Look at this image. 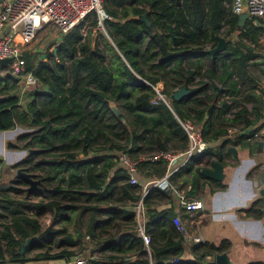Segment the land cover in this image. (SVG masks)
I'll return each mask as SVG.
<instances>
[{"label":"trees","instance_id":"16d2710c","mask_svg":"<svg viewBox=\"0 0 264 264\" xmlns=\"http://www.w3.org/2000/svg\"><path fill=\"white\" fill-rule=\"evenodd\" d=\"M227 3L232 0H102L103 9L111 18L104 22L110 40L96 30L97 40L92 49L91 36L97 24L94 17L90 22L89 39L85 40L77 27L60 37L50 53L47 49L49 56L46 57L57 58L59 63L50 65L47 58L23 53L26 71L33 73L45 93L39 94L38 88H17L15 82L11 86L1 87L0 84V133L13 130L16 125L34 130L31 136L19 139H30L28 146L42 151L43 157L36 164V167L45 166L41 181L54 184L53 192L61 195L60 199L37 203L0 197V220L7 215L10 217V224H1L0 262L5 260L6 254L21 258L19 251L24 242L39 233L37 221L27 212L46 209L54 218L66 219L65 211L81 209L79 205H65V194L75 196L80 202V191L92 193L84 194L85 202L92 203L85 206L91 211L87 234L92 235L98 222L94 212L99 207H110L108 203L116 189V179L128 176L127 168L118 167L123 153L140 160L131 155L140 151V142L148 145L150 152L154 149L167 152L163 133L165 144L170 142L175 150L185 151L187 138L178 119H190L200 126L206 142L211 132L213 140L223 136V130L212 131L210 117L216 107L208 104V100L211 101L212 96L237 97L244 91L238 81L248 76L249 61L260 55L257 51H262L263 30L262 22L255 18H248L240 29L239 14L233 12L232 6L226 8ZM143 15L147 16L151 28L142 21ZM216 36L226 40V48L212 58L202 52L216 46ZM205 59L211 66L205 68ZM66 64L71 71V86H68ZM214 81L222 85L229 82V85L227 88L221 85L223 90L219 92ZM160 83L168 105L152 103L155 98L152 87ZM193 84L198 87L190 89ZM182 87L189 90L190 95L175 100V92ZM209 89L213 92L211 96L206 95ZM198 93L204 94L201 99L195 98ZM251 98L253 112L261 117L259 98L254 94ZM110 103L121 106L125 115L116 116ZM220 105V114L228 113L229 105L226 102ZM234 115L233 124L243 120L245 127L251 125L245 109L241 108ZM107 117L109 123H105ZM216 149L209 148L205 153L214 151L217 162H221L222 154ZM46 157H51L52 161ZM58 158L62 160L57 162ZM113 170L115 176L111 177ZM182 171L192 174L193 189L199 180H207L202 168H193L190 161ZM122 188L123 195L131 197L129 192L133 187L124 184ZM163 215V212L146 213L147 234ZM11 230L22 240H17ZM151 243L152 239L150 250L155 264H164L173 258H154V254L166 252L161 249L154 253ZM105 245L111 247L112 240ZM165 249L174 257H181L184 251L181 241L168 243ZM191 250L202 261L224 252L225 247L210 244ZM111 251L120 252L121 248Z\"/></svg>","mask_w":264,"mask_h":264},{"label":"crops","instance_id":"0c3cea01","mask_svg":"<svg viewBox=\"0 0 264 264\" xmlns=\"http://www.w3.org/2000/svg\"><path fill=\"white\" fill-rule=\"evenodd\" d=\"M260 45L264 47L261 41ZM256 53L260 55L249 61L248 76L238 81L240 88L244 90L239 96L218 98L212 96V100H208V104L216 107L210 117L212 131L223 130L224 133L221 138L213 140L211 138L213 132H211L206 137L207 149L217 148L216 150L222 154V161L219 163L224 167L226 175L224 181L216 182L206 177L207 180H199L193 189L192 174L182 171L189 161L193 168L213 169V162L217 161L214 151L195 155L189 161L178 156L174 162H168L154 160L160 152L157 149L150 152L149 146L140 142V151L131 154L133 158L140 159L134 174L137 184L130 183L129 173L126 179L120 177L116 179V189L112 193L111 202L108 203L110 207H99L94 212L98 222L92 230V235L87 234L91 211L85 209V206L92 203H86L84 197V194L92 193L80 191V202L76 201L75 196L65 194L63 195L65 205H79L81 209L65 211L66 219H56L52 212L46 209L31 210L34 216H29L37 221L39 233L32 234L31 238L24 242L20 248L23 252L19 251L21 258H12L10 254H6L5 260L0 264H67L76 257L87 259L89 264H151V262L155 264L151 250L149 253L143 251V238L138 231L140 224L144 227L146 225L147 212L164 214L163 219L153 226V231L148 234L152 239V251L155 253L163 249L166 252L163 255L154 254V258L174 257L175 255L170 252L172 246L169 252L165 246L179 241L184 248L181 255L182 264H212L206 260V257L200 261L191 250L196 246L201 248L210 244L215 247L224 246V252L229 254L234 263V257L230 253L233 244L261 247L259 256L263 254L264 214L261 211L263 205H258L261 203L258 191L264 188V140L260 139V131L264 129V49ZM0 80H3L0 81L1 87L11 86L14 82L17 83V88L23 89L25 86L23 78L12 79L0 76ZM214 85L221 92L223 87L227 88L229 82H224L222 85L214 81ZM159 86L163 88V84L160 83ZM38 87L39 85L36 84L31 88ZM197 87L198 85L194 84L189 86L190 89ZM17 88L12 93L17 91ZM212 93L209 89L206 95L211 96ZM251 94L259 98L258 103L262 107L261 117H257L253 112ZM203 95L198 93L195 98L201 99ZM221 102L229 105L228 113L220 114ZM241 108L245 109L247 119L251 122L248 127H245L243 120L233 124L234 114ZM19 129L24 128L16 125L13 130L0 133V162L5 173L13 168L11 166L24 162L22 155L12 159L13 156L10 158L8 154V148H14V141L19 142V138L24 135ZM165 138L166 135L163 133V145L169 149L167 152H184L180 149L175 150L170 142L165 144ZM227 140H230V143H226ZM259 142L263 143L262 148L259 147ZM231 148L235 154L230 150ZM118 167L125 169L121 162ZM110 175L114 177L115 170L111 171ZM3 180L0 181L1 184L7 185L8 183H4ZM158 180H163L165 186L151 188L153 182ZM124 184L133 187L129 192L131 197L123 195ZM0 190L2 196L13 192L11 191L13 188L5 189L3 186ZM34 192H37L41 198L43 192ZM52 193L56 198L61 195L58 192ZM180 196L202 201L204 210L198 214L188 215L180 204ZM140 202L142 212L137 214L136 208ZM46 215L48 218H43ZM191 218L198 220L195 223L197 228H200L198 232L188 228L192 224ZM176 219H179L184 227L186 226L185 233L176 229ZM11 232L17 240H22L16 232L12 230ZM195 238H199L200 242H195ZM109 240L113 243L111 247L105 245ZM114 248H121V251H111Z\"/></svg>","mask_w":264,"mask_h":264},{"label":"built area","instance_id":"2783aa9c","mask_svg":"<svg viewBox=\"0 0 264 264\" xmlns=\"http://www.w3.org/2000/svg\"><path fill=\"white\" fill-rule=\"evenodd\" d=\"M240 4V0H232L231 6L234 13L239 14ZM246 4L249 18H255L262 22L263 30L260 41L264 45V0H246ZM94 17L97 18L94 30L105 32L104 22L111 18L105 13L102 0H0V62L12 59L8 65L0 67L2 70L0 76L8 77L9 74L14 78H23L26 87L35 86L36 78L32 72L26 71L23 53L26 52L37 32L43 27H52L62 37L79 27L83 38L87 40L89 39V29L92 28L90 22ZM105 36L108 37L107 34ZM54 59L58 61L57 58ZM152 88L155 92L152 103L163 102L168 105L161 89L158 86ZM178 121L187 138L186 150L181 153L160 152L154 160L174 162L178 156H182L189 161L195 155L202 154L207 150L208 145L204 140L201 128L190 119H178ZM260 139L264 140V129L260 131ZM120 162L127 168L131 176L130 183L137 184L134 174L140 160H133L127 153H123ZM164 186L163 180H158L153 182L151 188ZM179 200L188 215L198 214L204 210L203 202L200 200H189L184 196H180ZM136 212L141 214V202L137 205ZM175 226L178 231L185 233L184 225L179 219L175 220ZM138 231L143 238V251L149 253L151 237L146 234L142 224L139 225ZM195 242H200L199 238H195ZM213 258L214 256L206 257V260L212 263ZM182 262L181 257L177 256L165 261L164 264H182ZM67 264L89 263L87 259L76 257L69 260ZM151 264L153 263L151 262Z\"/></svg>","mask_w":264,"mask_h":264},{"label":"rangeland","instance_id":"374dc122","mask_svg":"<svg viewBox=\"0 0 264 264\" xmlns=\"http://www.w3.org/2000/svg\"><path fill=\"white\" fill-rule=\"evenodd\" d=\"M230 6H231V3L225 4L226 8H230ZM90 29H89V31H90ZM101 32L103 34H105V32H103V31H101ZM59 35H60L59 32L52 27L41 28L37 32L33 41L28 45L26 52H30L32 54H35V55H37V57H39L41 59L47 58L48 59L47 62L50 65H54L55 63H59V61H56L54 58L46 57V56H49L48 53L51 52L52 48L55 47L56 44H58V39L60 38ZM106 39H108V37H106ZM99 41H101V39ZM47 49H49L48 53H47ZM263 49H264V47L262 46L261 50H263ZM204 66H205V68L211 66L208 59L204 60ZM66 68H67V74L66 75L68 77V86H71L72 79L70 76L71 71H70L69 64H66ZM158 87H160L161 90L163 89L161 86H158ZM37 91L39 94L45 93L44 87H41V86L38 87ZM117 110L120 113V116L125 115V112L123 111L121 106H118ZM105 123H109L108 117L106 118ZM19 131H22V133L24 135H30V136L34 132V130H32V129H26V128L19 129ZM109 138L111 140L113 139V137H111V136H109ZM29 140L27 139V140L22 141L21 139H19V142L14 141L15 146H14V148L13 147L8 148V154H9L10 158L13 156L12 159H16L19 155H22V157H24V161L25 160L29 161V162H27V165H25L26 167L30 168V172H28V171L27 172L32 173L33 175L36 176L35 178L41 180V178L44 175L43 167L45 168V166L36 167V164L39 160L42 159L43 156L40 153H34L30 156L28 155V150H33V151L38 150L37 148H33L31 146L30 147L28 146L27 141H29ZM102 140L103 139H101L99 141L100 144L104 143V142H102ZM79 158H81V155L79 156ZM46 159L51 160L52 158L46 157ZM60 160H62V159L58 158L57 162H60ZM263 164H264V162H263ZM11 167H13V168H11L9 172L5 173L4 172L5 170H3L2 164L0 162V178H1V180H3V178H4V180H3L4 183H8V184H11L13 186V190H11L13 192H11L10 194H8L6 196H11V197L16 198L18 200L26 199L29 202H33V203H37L38 201H41V200H47V201L49 200L50 201V200L60 199V197L56 198V196L53 195V193H52L54 184L50 185V183L47 184L46 182H43V181H41V185L39 186L41 188V190H43L42 191L43 194L40 195L41 198H39V195L37 194V192L31 191L30 193H28V189L30 188V185L24 184L20 178L14 176L17 165L11 166ZM19 169H21V168H19ZM23 172H26V171H23ZM8 184L3 185L0 182V186H3V187L8 186ZM1 191L2 190H0V196H2ZM260 202L261 203H258V205L262 206L263 203H262V201H260ZM27 213L31 217L34 216V213L31 211H29ZM9 218H10L9 215H7L2 220H0V230H2L1 224H10ZM43 218H48V216L46 215ZM197 221L198 220L192 219V224H190V226H188V228L193 232H198V229H200V228H197V226L195 224ZM184 229L186 230V226L184 227ZM231 245L230 246L228 245V247H232ZM248 246H250V245H248ZM262 249H263L262 251H264V247ZM260 250H261V247L260 248H258V247L253 248L252 246L247 247V246H239L238 244H233V247L230 248V253L234 257L233 258L235 260L234 264H252L255 262H263L264 263V255H263L264 252H263V254H261L259 256Z\"/></svg>","mask_w":264,"mask_h":264},{"label":"water","instance_id":"95a60500","mask_svg":"<svg viewBox=\"0 0 264 264\" xmlns=\"http://www.w3.org/2000/svg\"><path fill=\"white\" fill-rule=\"evenodd\" d=\"M240 1H241V4H240V11H239V28L241 29L244 26V23L246 22V20L249 18V16L246 12V10H247L246 0H240ZM142 21L145 22L151 28V25L147 21L146 15H143ZM96 40H97V31H93L92 36H91V47H92V49L95 48ZM216 41H217V44L214 48L209 49V50H205L202 53L205 55H208L212 58L217 54L223 53L225 51V48H226V40L221 36H216ZM11 61H12V59L2 60L0 62V67H4V66L8 65ZM7 76L12 78V79L14 78V77L10 76L9 74ZM189 95H190V91L187 90L185 87H182L181 89H179L178 91L175 92L174 99L175 100H181V99H183ZM110 109L112 110V112L116 116H120V113L118 112L117 107L114 103H110ZM258 145L260 148L263 147L262 142H259ZM230 150L235 154V152L232 148ZM41 152H42L41 150H37V151L28 150V155L30 156L34 153H41ZM202 174L205 177L210 178L216 182H222V181H224V179L226 177L223 165L217 161L213 162V169H204V170H202ZM14 176L18 177V178H22V181L25 184L30 185V188L28 189L29 193L31 191H38V192L43 191L39 187L41 185V180L35 178L36 176L33 175L32 173L23 172L22 169H17L16 172L14 173ZM4 188L5 189H11V188H13V186L11 184H8V186H4ZM258 197L263 203L261 211L264 214V188L259 189ZM22 252H23V249H21L20 253H22ZM212 264H234V262L231 260L229 254L227 252H222V253H216L214 255Z\"/></svg>","mask_w":264,"mask_h":264},{"label":"flooded vegetation","instance_id":"af4514ba","mask_svg":"<svg viewBox=\"0 0 264 264\" xmlns=\"http://www.w3.org/2000/svg\"><path fill=\"white\" fill-rule=\"evenodd\" d=\"M27 162H29V161H24V162H21L20 164H18L17 166L18 167H16V170L17 169H19V168H21L23 171H28V172H30V168H28V167H26L25 165H27ZM16 172V171H15ZM21 179V181H22V178H20ZM23 182V181H22ZM24 183V182H23ZM25 184V183H24Z\"/></svg>","mask_w":264,"mask_h":264},{"label":"bare ground","instance_id":"6f19581e","mask_svg":"<svg viewBox=\"0 0 264 264\" xmlns=\"http://www.w3.org/2000/svg\"><path fill=\"white\" fill-rule=\"evenodd\" d=\"M263 177H264V174H263Z\"/></svg>","mask_w":264,"mask_h":264}]
</instances>
